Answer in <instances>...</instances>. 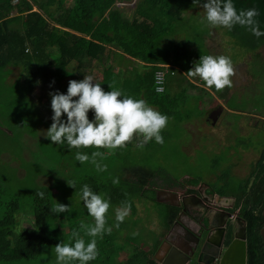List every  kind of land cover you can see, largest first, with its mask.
Segmentation results:
<instances>
[{
  "label": "trees",
  "instance_id": "1",
  "mask_svg": "<svg viewBox=\"0 0 264 264\" xmlns=\"http://www.w3.org/2000/svg\"><path fill=\"white\" fill-rule=\"evenodd\" d=\"M13 1L0 0V71L9 70L12 74L13 68L21 67V72L17 75L21 84L15 87L20 89V99H13L17 106L14 103L13 105L18 111L27 112L26 120L31 122L32 127L45 126L48 129L51 126L50 120L40 119L37 105L48 103L47 107L44 104L42 106L52 117L50 93L58 91L66 94L70 80H82L87 74L95 81L94 62L103 65V71L98 75V83L105 91L119 89L126 95L144 99L169 119H180V112L172 109L176 103L170 94V84L166 82L165 92L156 94L154 74L160 66L170 61V64L179 70L187 72L194 65L191 58L193 55H207L191 53L186 49L185 43H165L166 39L174 36L176 31L173 25L181 19L192 0H137L130 17L114 5L118 2L130 3L133 0H70L71 6H66V0H16L17 4H13ZM232 2L237 11L255 8L259 13L256 20L259 22L260 31L264 32V0ZM12 13L15 15L12 16ZM14 21L21 24L20 30L10 28V23ZM225 30L238 47L257 54L254 60L262 59L259 52L264 50V36L257 38L246 27L239 25ZM114 50L119 52L120 56L130 58L128 61L121 60L116 71L104 68L105 57ZM171 52H174L173 59L170 57ZM138 63L142 64L143 71L135 66ZM71 75L73 76L70 77ZM109 85L112 87L108 88ZM195 88L199 90L200 87ZM39 90L40 95L35 104L30 94ZM42 91L47 92V95L42 94ZM182 93L185 94V91ZM229 110L245 113L234 108ZM88 118L94 119L91 110ZM62 119L67 118L62 116ZM258 128L259 125L253 129ZM35 130L34 135L29 137L36 138ZM14 135L13 133L11 136ZM161 135L164 136L163 133ZM35 140L42 150L48 151L47 146L53 148L48 154L51 157L49 162L61 151L60 159L66 156L68 171L54 172L49 185H40L38 176L29 181L32 182L30 190L27 191L30 195L28 198L33 225L18 228L21 219L20 206L16 199L5 204H1L0 199V206L3 208L0 219V264L37 259L47 247L61 242L60 235L65 229L68 231L66 243H74V230L80 231L86 242L90 240L79 227L81 221L86 224L94 223L83 202L78 201L82 200L81 188L85 184L93 191L104 194L111 203L107 226L112 230L110 234H104L102 239L96 238L99 255L95 264H155L153 256L160 237L158 235L156 241L149 246L143 242L144 228L138 225L150 220V216L149 210L143 209L142 201L153 204L158 217L160 215L162 218V231H167L178 216L180 208L161 203L157 195L163 190L172 192L173 189L184 187H191L186 190V194H195L194 187H197L200 181L175 179L165 183L159 179L164 175V171L129 164L126 155L130 154L133 142H138L136 139L124 148L115 149L110 156L105 154V149L78 150L69 148L67 143L52 144L47 139V134L43 139ZM97 150L103 153L102 158L97 157V163L101 167L106 166V169L99 171L95 164L85 162L91 171H79L84 163L81 164L75 159L77 151L91 156V153ZM117 178L119 183L114 184L113 180ZM67 182H74L75 187H69ZM207 186L211 188V195L234 200L232 208L228 211L237 212L245 223L246 264H264L263 242L259 234L264 211V149L251 164L248 177L234 180L224 176L220 182ZM53 190L62 197L61 203L69 207V211L63 215L66 220L60 227L58 220L60 222L64 218L60 219V216L50 211L54 207ZM40 192L44 193L43 198L37 195ZM125 201L131 205L130 214L116 227L115 209ZM231 236L232 226L228 225L226 244L230 243ZM126 252L128 255L122 259Z\"/></svg>",
  "mask_w": 264,
  "mask_h": 264
},
{
  "label": "rangeland",
  "instance_id": "2",
  "mask_svg": "<svg viewBox=\"0 0 264 264\" xmlns=\"http://www.w3.org/2000/svg\"><path fill=\"white\" fill-rule=\"evenodd\" d=\"M136 1L123 3V6L118 5L122 2H118L114 7L122 10L130 17ZM205 2V0H199V4L194 5L192 0L187 5L181 19L173 25V29L176 31L175 37L171 41H165V43H185L186 49L191 53L199 52L207 55L211 54L214 44L222 43L219 49L220 53L217 56L230 57L235 67L234 76L247 82L245 93L240 96V92L237 93L235 90L231 96L225 98V104L228 108H234L245 113L233 111L224 113L223 110L222 115L216 117L218 122L212 120L213 124L216 123L212 125L208 116L210 110L217 107L213 105V101L222 100L227 91L222 90V94L216 93L215 98L200 88L199 94H195L192 98L182 93L177 99H174L176 104L172 108L180 112V119L177 118V120L176 117H173L168 120L167 126L162 131L164 135L163 144H158L154 140L155 143L149 142L141 150L136 147L137 143L133 142L130 154L126 155V160L129 164L164 171V175L159 179L165 183L175 179L179 181L196 179L200 181V184L194 189L200 193L204 191L211 200L215 199V207L227 208L233 205L232 199H220L211 195V188L207 185L220 182L224 176L234 180L248 177L251 172V164L258 159L260 152L264 149V123L256 122L248 116L252 112H257L264 117V61H261L264 59V50L260 52L262 59L254 60L252 57L251 63L247 60L246 64L236 66L235 61L243 58L247 51L238 47V44L226 35L225 29L222 33L218 27L211 28L207 22L201 23L205 16L202 8ZM12 3L17 4V1L14 0ZM71 4L70 0H66V6H71ZM13 15L15 14L13 13ZM209 36L211 39L206 41ZM200 56L195 57L193 55L194 58H191L195 63L199 61ZM170 57L173 59L174 52H171ZM13 71L12 74L9 70L0 71V199L1 204L16 199L20 206L19 219H21L18 228H25V226L33 225L28 198L30 195L27 191L32 186V182L29 181L38 176L37 181L40 185H49L54 172L68 170H66V156H62L60 159L61 151L53 157L52 162H49L51 157L48 154L53 148L47 146L48 151H46L36 144L37 140L35 139H43L47 128L45 126L32 127L31 122L26 120L28 119L27 112L16 109L17 104L13 99H20L18 94L20 89L15 87L17 84H21L20 78L17 77L21 72V67L13 68ZM171 77H167V83L170 84L172 91ZM199 80L198 78L197 82L201 86L204 85V82ZM236 81L239 82L238 79ZM234 87V82H232L230 90ZM42 94L47 95V92L42 91ZM39 95L40 90L30 94L31 100L35 104H37L36 100ZM13 103L16 105L15 107ZM43 104H37L41 115L40 119L50 120L52 123L51 113L42 106ZM44 105L47 107L48 103ZM258 125V129H253L257 128ZM34 129H36L35 139L29 137L34 135ZM13 133L15 135L11 136ZM138 140L139 138L136 139V141ZM23 142L25 143L23 144ZM104 152L108 156L113 155V150L105 149ZM79 171H91V169L84 163ZM250 185L251 183H249ZM163 191L165 195H169L167 190ZM53 194L54 206L56 202L63 204L59 193L53 190ZM78 201L83 202L80 199ZM142 205L144 210H149L150 220L138 226L144 228L142 233L145 236L142 240L146 246H149L163 232V221L160 215L158 217L153 204L142 201ZM64 214L56 213L60 219L64 218ZM2 215L3 208L0 206V219ZM65 220V218L60 220L61 223L58 220L59 227L64 224ZM65 224L67 226V222ZM67 232L65 229L61 233V242L66 243ZM139 243L141 242L139 241ZM54 247H47L35 260L12 264H56ZM127 255V252L123 254L122 259L126 258ZM95 260L90 261L89 264H95Z\"/></svg>",
  "mask_w": 264,
  "mask_h": 264
},
{
  "label": "clouds",
  "instance_id": "3",
  "mask_svg": "<svg viewBox=\"0 0 264 264\" xmlns=\"http://www.w3.org/2000/svg\"><path fill=\"white\" fill-rule=\"evenodd\" d=\"M193 4L198 5L199 0H193ZM202 8L205 16L201 23L207 22L211 28L223 27L231 30L235 25H239L246 27L257 38L264 36L256 20L259 13L255 8L237 11L232 0H206ZM163 66L168 69V65L163 64ZM184 74L188 78L198 77L209 89L222 91L232 87L231 77L235 75V67L228 56L203 55ZM164 77V72L155 74L157 93L165 91L162 87ZM111 87V85L108 86V88ZM50 96L53 115L51 126L46 130V134L52 144L67 143L69 148L78 150L81 148L115 150L126 147L137 138L139 143L136 147L141 150L152 140L163 144L161 133L167 126L168 116L151 107L144 99L126 95L119 89L105 91L100 83L94 82L91 75H86L79 81L70 80L66 94L57 91L50 93ZM90 110L94 113L92 120L88 118ZM62 116H66L67 119L63 120ZM97 157L102 158L103 153L97 150L89 156L77 151L75 159L81 164L91 162L96 165L97 170L104 171L106 166L101 167L97 163ZM113 183H119L118 178L114 179ZM67 185L75 187L74 182H67ZM37 195L43 198L44 193L40 192ZM81 199L88 215L94 220L93 224L81 221L79 226L90 240L86 242L80 231L74 230L72 232L74 243L60 242L55 245L56 264H74V262L89 264L99 255L96 238L102 239L104 234L111 233V227L107 226V214L111 208L110 200L106 199L104 194L93 191L87 184L81 188ZM232 202L234 204L233 199ZM130 210L131 205L126 201L115 209L116 227L123 223L130 214ZM50 211L65 213L69 211V207L56 202Z\"/></svg>",
  "mask_w": 264,
  "mask_h": 264
},
{
  "label": "crops",
  "instance_id": "4",
  "mask_svg": "<svg viewBox=\"0 0 264 264\" xmlns=\"http://www.w3.org/2000/svg\"><path fill=\"white\" fill-rule=\"evenodd\" d=\"M11 15L13 16V13ZM10 28H13V30H20L21 29V24L19 22H17V21H14L12 24L10 23ZM224 29L225 28H223V27H218V30H220L222 33H224L223 32ZM176 36H177V34H176ZM173 37H175V36H172L169 39H166V41L167 40H170V41L173 40ZM210 39H211V36H209V38L207 37L206 41H209ZM225 42H227V41H225ZM225 45H227V44H225ZM221 46H222V43L216 44V45L214 44V46L212 47V52H210L211 53L210 55L217 56L220 53L219 49H220ZM208 52H209V50H208ZM259 54H260V52H259ZM256 56H257L256 53L247 52L246 55L243 58L238 59V60L235 61L236 62L235 65L236 66L244 65V64L247 63V60H248L249 63H251V58L252 57H256ZM123 59H126L128 61L130 58H128L127 56L122 57V56L119 55V52L114 50V52H111V54H109L108 56L105 57L106 63H105V67L104 68H106V69L110 68V69H113L114 71H116L120 67L119 62L121 60H123ZM170 62H168L167 65H171L172 67L176 68L175 72L177 73V74H175L174 76L171 77L172 78L171 79V83L173 82L172 83L173 90L171 91L169 89L170 90V94L174 97V99H177L182 94L183 91L186 92L185 95H188L190 98H192L195 94H198V89L195 88V87H200V88L206 90L207 93L211 94L214 98H215V94L216 93H221L222 94L223 91H216L214 88H211V89L203 88L197 82L198 81V77L188 78L187 75L184 74L186 72H183L182 70H179L177 67H175L172 64H170ZM137 65H135V66L138 67L139 70L143 71V68H141L142 64L138 63ZM93 71L95 73V81L94 82L98 83V75H101L99 73L103 71V65H99L97 62H94L93 63ZM13 73H14V71H13ZM4 76H5V74H4ZM9 76H10V74H9ZM72 76L73 75H71L70 77H72ZM10 77H12V76H10ZM240 78H241V76H240ZM231 79H232V82H234V86H235L234 89L230 90L231 88H225L224 91H227V93H226V95H224L222 97V100L221 99L220 100L216 99V101H213L214 102L213 105H216L217 107L219 106V110H220V114L218 113L219 115L217 114V116H216L217 118L222 115L223 110H224V113L232 112L231 110H229V108L225 104V98L227 96H231L234 93L235 90H236L237 93L240 92V96H242L245 93L244 90L246 88L247 82L245 80L241 81L238 77L236 78L235 76L231 77ZM236 79H238L239 82H237ZM240 88H241V91H240ZM215 108L216 107L212 108L210 111H214ZM216 111H218V110H216ZM248 116H249V118H253L256 122H259V120L260 121H264V117L262 115H259L257 112H252V114H250ZM217 122L218 121L216 120V123ZM138 142H139V140H138ZM113 153H114V150H113ZM190 188L191 187H189V189ZM195 191H197V190H195ZM176 194L179 197L178 203L180 202V199H182V205L179 207L180 211H179V214H178L179 215L180 224H181L182 227H184L187 230L193 232L194 234L198 235L199 232H200V229L203 226L207 225V223H208L207 218H210V220L214 223V226H215L216 223H219L218 225H220L223 222V220H226V218H225L226 216L223 215V212H224V210H222L223 207H216L217 209H210L209 208L208 205L215 207L214 204L216 203V201H215V199L211 200L209 198V196H207L205 194L204 191H202V193L197 191L195 194H185V190H182V191H177ZM195 195H197L203 201V204H200L201 200H198L197 198H195L194 197ZM166 196L167 195H165V194L164 195L160 194V195H157V199L161 203H166L165 202V197ZM175 203H177V202L175 201ZM205 204H207V205H205ZM168 230L162 232V234H159L160 238H159L158 247L161 245V243H163V249H161L160 251L157 252V250H158V248H157V250H156V252L154 253V256H153L154 262H155V259L158 260V261L161 260L162 259V255L165 254L167 252V250H168V248L166 247V242L164 241L165 236H167Z\"/></svg>",
  "mask_w": 264,
  "mask_h": 264
},
{
  "label": "water",
  "instance_id": "5",
  "mask_svg": "<svg viewBox=\"0 0 264 264\" xmlns=\"http://www.w3.org/2000/svg\"><path fill=\"white\" fill-rule=\"evenodd\" d=\"M218 111H214L210 115L213 122L216 120ZM159 194L164 195L165 192H159ZM168 194L171 196L170 205L179 208L182 205V199L178 203L179 197L176 192L172 191ZM194 197L201 200L197 195ZM200 204H203L202 200ZM223 214L226 216V220H223L218 226H214L210 218H207V225L200 229L198 235L182 227L178 215L165 237L168 250L162 255L161 260L155 259V264H246L247 245L244 222L237 213L224 211ZM262 217L264 219V213H262ZM228 220L233 221L237 228H232L231 241L226 246V223ZM259 234L263 242L264 255V224L260 228ZM161 249H163V243L158 247L157 252Z\"/></svg>",
  "mask_w": 264,
  "mask_h": 264
},
{
  "label": "flooded vegetation",
  "instance_id": "6",
  "mask_svg": "<svg viewBox=\"0 0 264 264\" xmlns=\"http://www.w3.org/2000/svg\"><path fill=\"white\" fill-rule=\"evenodd\" d=\"M216 110H219V106L216 107L214 111H216ZM214 111H210L209 116H208V117H209V120H210V123H211L212 125H214V124L212 123V120H213V119L210 118V115H211L212 113H214ZM218 113L220 114V111H218L217 114H218ZM217 114H216V115H217ZM219 114H218V115H219ZM213 115H214V114H213ZM214 117H215V116H214ZM187 189H189V188H188V187H184L183 189L176 188V189H173V190H171V191L177 192V191L185 190V194H186V190H187ZM195 190H196V189H195ZM196 192H197V191H196ZM167 196H168V197H167ZM167 196H166V198H165V202H166L167 204L170 205V204H171V201H170V200H171V196H169V195H167ZM205 205H207V204H205ZM208 206H209L210 209H217V208H215V207H213V206H210V205H208ZM231 207H232V206H231ZM231 207L223 208L222 210H224V211L227 210V211H228V210L231 209ZM235 213H237V212H235ZM262 213H264V211H263ZM223 215H224V214H223ZM177 217H178V216H177ZM177 217H176V218H177ZM219 220H220V219H219ZM262 221H263V222H262L261 227H262L263 224H264V219H263V217H262ZM219 222H220V221H219ZM218 224H219V223H216L215 226H217ZM228 225H231L232 228H234V229L237 228L236 225H235V223H234L233 221H229V220L227 221V223H226V229H228ZM244 225H245V223H244ZM226 234H227V233H226ZM165 237H166V236H165ZM169 238L171 239L172 237L170 236ZM164 241H165V239H164ZM165 242H166V241H165ZM166 244H167V242H166ZM225 245H226V246L228 245V244H226V239H225ZM246 245H247V242H246Z\"/></svg>",
  "mask_w": 264,
  "mask_h": 264
},
{
  "label": "built area",
  "instance_id": "7",
  "mask_svg": "<svg viewBox=\"0 0 264 264\" xmlns=\"http://www.w3.org/2000/svg\"><path fill=\"white\" fill-rule=\"evenodd\" d=\"M118 5H121V6H123L124 4L123 3H119ZM167 65V64H166ZM157 72H164L165 73V77H164V84L162 85V87L165 89L166 88V82H167V77L168 76H174L175 74H173L172 72H175V68L174 67H172V66H170V65H168V69H166L163 65L162 66H160V68H159V70H157L156 72H155V74L157 73ZM155 74H154V91H155V93L156 94H162V93H157L156 92V87H157V85H156V82H155ZM165 92V91H164ZM163 92V93H164Z\"/></svg>",
  "mask_w": 264,
  "mask_h": 264
}]
</instances>
